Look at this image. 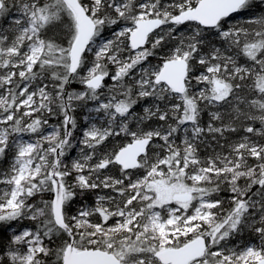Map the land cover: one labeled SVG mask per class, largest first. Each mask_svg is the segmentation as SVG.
I'll use <instances>...</instances> for the list:
<instances>
[{"label":"snow or ice","instance_id":"obj_1","mask_svg":"<svg viewBox=\"0 0 264 264\" xmlns=\"http://www.w3.org/2000/svg\"><path fill=\"white\" fill-rule=\"evenodd\" d=\"M0 264H264V0H0Z\"/></svg>","mask_w":264,"mask_h":264}]
</instances>
